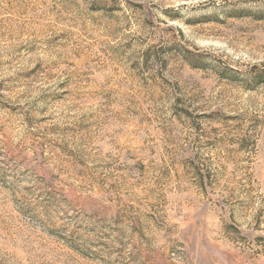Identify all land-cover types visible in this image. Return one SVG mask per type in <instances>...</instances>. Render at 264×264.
Masks as SVG:
<instances>
[{"label": "rangeland", "instance_id": "obj_1", "mask_svg": "<svg viewBox=\"0 0 264 264\" xmlns=\"http://www.w3.org/2000/svg\"><path fill=\"white\" fill-rule=\"evenodd\" d=\"M0 264H264V0H0Z\"/></svg>", "mask_w": 264, "mask_h": 264}]
</instances>
